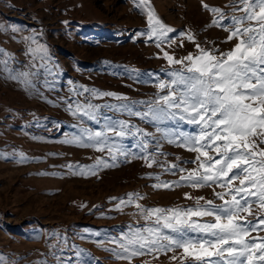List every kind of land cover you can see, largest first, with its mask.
<instances>
[{"label":"rangeland","instance_id":"obj_1","mask_svg":"<svg viewBox=\"0 0 264 264\" xmlns=\"http://www.w3.org/2000/svg\"><path fill=\"white\" fill-rule=\"evenodd\" d=\"M230 3L149 0L156 15L176 30L168 34L172 43L165 41L157 48L155 38L138 35L148 30L147 8L139 5V0H0V60L8 62L12 74L32 73L28 77L31 83L26 84L0 71V264H77L81 259L88 264H194L191 258H179L182 249L130 261L119 258V244L125 235L154 226L136 204L143 209H187L196 206V197H204L201 204L205 200L221 204L213 189H223L215 185L154 188L159 181L179 180L181 173L165 171L172 164L195 168V164L182 162L193 160L196 154L168 143L164 133L157 131L158 127L175 130V121L142 120L105 105L150 101L166 94L167 90L157 85L171 79L166 73L180 66L169 65L163 51L176 58L197 53L186 36L180 37L181 31L194 33L205 48L227 51L234 47L235 40L225 42L227 32L208 27L215 17L202 7L207 4L231 14L226 7ZM33 35L47 48L43 60L42 53L34 56L29 51L36 47L27 39ZM85 88L117 93L128 101L93 95ZM77 103L100 106V122L80 113L73 115ZM133 111H147V106L136 104ZM104 116L134 125V135L119 138L108 132ZM85 128L107 133L115 159L107 148L101 152L64 142L81 136ZM136 128L149 135L136 133ZM179 131L191 132L193 127L180 122ZM140 140L148 142L144 153L137 146ZM145 156H154L156 163L148 167ZM98 158L111 166L98 167L95 175L78 174L82 166H93ZM233 184L239 185V181ZM185 193L193 199H187ZM128 194L139 198L121 204ZM212 219L204 217L201 222ZM257 235L264 236V231L251 233ZM80 249L90 256L81 253L78 257ZM173 255L178 259L172 260Z\"/></svg>","mask_w":264,"mask_h":264},{"label":"snow or ice","instance_id":"obj_2","mask_svg":"<svg viewBox=\"0 0 264 264\" xmlns=\"http://www.w3.org/2000/svg\"><path fill=\"white\" fill-rule=\"evenodd\" d=\"M139 5L147 8L148 30L138 35H146L149 40L155 38L157 48L165 41L172 43L168 34L176 30L156 15L149 6V0H139ZM202 7L215 17L208 27H219L227 32L225 42L235 40L234 47L227 51L216 47L205 48L196 40L194 33L181 31L180 37L186 36L195 45L197 53L176 58L162 49L163 59L169 65L180 67L166 73L171 79L158 83L159 89L167 91L164 95H158L155 100L128 101V97L117 93L84 89L93 95L128 101L105 107L125 111L130 116L158 123L167 120L176 122L175 130L158 127L157 131L164 133L168 143L195 153L193 160L182 163L195 164L196 167L189 170L180 164H172L165 171L181 173L179 180L164 182L156 177L159 182L153 185L154 188L171 189L187 185L198 189L215 185L223 189H213L214 196L222 201L221 204H216L213 200H205L201 204L204 197H196V206L187 209H143L136 204L143 213V218L152 220L154 226L136 229L125 235L123 242L119 244L122 254L118 256L130 261L137 256L182 249L179 258L182 261L191 258L194 264H264V236H251L252 232L264 231L261 228L264 226V0H231L226 5L231 9V14L207 4H202ZM237 12L242 15H236ZM27 39L36 45L29 51L34 56L42 53L41 59H45L46 46L40 44L35 35ZM0 65H3L0 71L9 73L11 79L31 83L28 77L32 73L12 74L6 60H0ZM145 75L151 77L152 74ZM136 104H145L147 111H133ZM68 107L69 110L72 109L71 103ZM99 107L91 103H77L73 115L80 113L99 123ZM102 118L104 127L108 132H114L116 137L134 135L131 129L135 126L129 125L127 121L114 120L107 116ZM180 122L191 125L193 131H179ZM135 131L142 136L149 135L139 128ZM85 139L93 143L86 144ZM109 139L105 131L93 132L85 128L81 136L64 142L92 146L101 152L107 148L115 159L114 145L109 144ZM137 146L144 153L147 151L148 142L140 140ZM121 154L126 153L121 151ZM143 158L148 167L156 163L154 156ZM101 166L111 165L98 158L95 165L82 166L78 174L95 175L96 169ZM234 181H239V185H234ZM185 197L193 199L188 193H185ZM137 198V194H128L127 201L122 199L120 203L131 204ZM204 217L213 219L201 222ZM249 217H254V220ZM81 253L90 256L83 249L78 250L76 255L79 257ZM171 259L177 260L178 257L173 255ZM77 264L88 262L81 259Z\"/></svg>","mask_w":264,"mask_h":264}]
</instances>
